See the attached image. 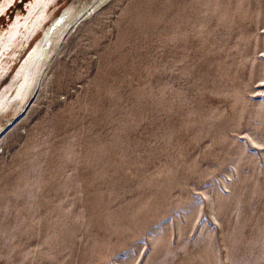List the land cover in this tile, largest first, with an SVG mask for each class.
I'll return each mask as SVG.
<instances>
[{
    "label": "rangeland",
    "instance_id": "1",
    "mask_svg": "<svg viewBox=\"0 0 264 264\" xmlns=\"http://www.w3.org/2000/svg\"><path fill=\"white\" fill-rule=\"evenodd\" d=\"M60 40L0 132V264H264V0H106Z\"/></svg>",
    "mask_w": 264,
    "mask_h": 264
},
{
    "label": "bare ground",
    "instance_id": "2",
    "mask_svg": "<svg viewBox=\"0 0 264 264\" xmlns=\"http://www.w3.org/2000/svg\"><path fill=\"white\" fill-rule=\"evenodd\" d=\"M55 1L56 0H30L26 4L27 12L25 14L17 13L8 28L0 32L1 80L3 76L7 74L11 65V60L13 56L16 55L17 48L22 44H27L38 29L43 27L40 39L35 43L32 49L27 52L24 58H22L18 69L12 75L11 82L0 89V109H5L9 106L10 98L19 97L24 99V103L20 106L14 117L3 127H0V132L3 131L7 125L9 126L11 122L14 123L15 118L23 114L32 96L28 91L30 85L34 84L36 76L40 73V67L44 65L53 50H55L57 44H59L58 41H61L60 39L64 38L81 19L90 14L106 0H70L67 5L61 9L60 14L44 28L42 25L48 16L49 6ZM14 2L15 0H0V15ZM19 36H22L23 39L20 37L21 40H17ZM8 53L10 54V58L6 56ZM5 57L6 59H4ZM17 77H20V80L15 81ZM13 86L15 88L14 94L10 93V89Z\"/></svg>",
    "mask_w": 264,
    "mask_h": 264
}]
</instances>
